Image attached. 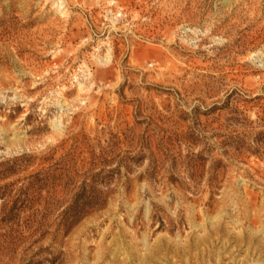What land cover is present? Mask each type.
Instances as JSON below:
<instances>
[{"label":"rangeland","instance_id":"obj_1","mask_svg":"<svg viewBox=\"0 0 264 264\" xmlns=\"http://www.w3.org/2000/svg\"><path fill=\"white\" fill-rule=\"evenodd\" d=\"M0 264H264V0H0Z\"/></svg>","mask_w":264,"mask_h":264},{"label":"bare ground","instance_id":"obj_2","mask_svg":"<svg viewBox=\"0 0 264 264\" xmlns=\"http://www.w3.org/2000/svg\"><path fill=\"white\" fill-rule=\"evenodd\" d=\"M59 8V7H58ZM64 8V7H63Z\"/></svg>","mask_w":264,"mask_h":264}]
</instances>
